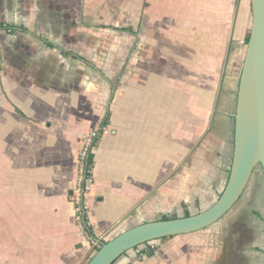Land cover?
<instances>
[{"label": "crops", "instance_id": "crops-1", "mask_svg": "<svg viewBox=\"0 0 264 264\" xmlns=\"http://www.w3.org/2000/svg\"><path fill=\"white\" fill-rule=\"evenodd\" d=\"M0 24L14 29H0V264H85L93 240L216 201L249 0H0ZM98 132L90 238L69 195ZM252 178L264 185L257 168L235 206ZM255 207L237 226L229 212L115 264H264V203Z\"/></svg>", "mask_w": 264, "mask_h": 264}, {"label": "water", "instance_id": "water-1", "mask_svg": "<svg viewBox=\"0 0 264 264\" xmlns=\"http://www.w3.org/2000/svg\"><path fill=\"white\" fill-rule=\"evenodd\" d=\"M250 29L236 96L227 182L216 201L195 214L133 226L101 243L86 264H115L140 246L202 231L222 220L240 200L254 171L264 176V0H249Z\"/></svg>", "mask_w": 264, "mask_h": 264}, {"label": "built area", "instance_id": "built-area-1", "mask_svg": "<svg viewBox=\"0 0 264 264\" xmlns=\"http://www.w3.org/2000/svg\"><path fill=\"white\" fill-rule=\"evenodd\" d=\"M100 132L85 137L83 149L77 156V181L72 193L69 195V201L74 209L75 221L78 227L83 230L84 225L88 226L87 221V196L94 185L93 164H88L89 157L96 146L100 137ZM93 161V159H92ZM106 242L104 237L91 241L93 250L88 256V260L100 248L101 243Z\"/></svg>", "mask_w": 264, "mask_h": 264}, {"label": "rangeland", "instance_id": "rangeland-1", "mask_svg": "<svg viewBox=\"0 0 264 264\" xmlns=\"http://www.w3.org/2000/svg\"><path fill=\"white\" fill-rule=\"evenodd\" d=\"M262 186H264V185H262L258 181H256L255 178H252V180L248 186V190L246 191V194L244 195V198L234 207L232 212H230L225 217V220H226V219L230 218L231 216H233L232 217L233 222L231 223L230 226H232V225L237 226V224H238L237 221H239V220L242 221V220H246V219L247 220L252 219L251 215L250 216L247 215L250 211V206L255 204L256 205L255 208H258L261 203H264V195H263L264 189H262ZM261 195H263V197H261ZM199 211H197V212H199ZM243 212H245V213H243ZM152 219L155 220V219H161V218H160V216H158V217L151 218L150 220H152ZM219 224H222V222H220ZM160 241L161 240L155 241V242L158 243ZM151 246H152L151 250H153L155 246L153 244H151Z\"/></svg>", "mask_w": 264, "mask_h": 264}, {"label": "trees", "instance_id": "trees-1", "mask_svg": "<svg viewBox=\"0 0 264 264\" xmlns=\"http://www.w3.org/2000/svg\"><path fill=\"white\" fill-rule=\"evenodd\" d=\"M0 29L6 30V32H9V33H13V32H14V29H13L12 27L4 26V25H2V24H0ZM247 43H248V35H247V37H246V39H245V45H247ZM92 156H93V155H91V156L89 157V160H88V164H90V165L93 164V161H92L93 157H92ZM186 216H188V215L186 214ZM175 218H176V216L162 217L161 220H168V219H175ZM83 232H84L88 237L93 238V232H92V229H91L90 226H87V225L85 226V225H84V227H83ZM163 240H165V239H163ZM152 251H153V250H151L150 248H147V252H146V254H147V255H151Z\"/></svg>", "mask_w": 264, "mask_h": 264}]
</instances>
